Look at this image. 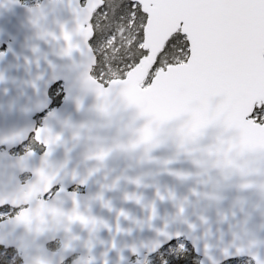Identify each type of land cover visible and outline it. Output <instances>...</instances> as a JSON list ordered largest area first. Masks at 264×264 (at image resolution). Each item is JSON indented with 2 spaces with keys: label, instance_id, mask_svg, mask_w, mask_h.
<instances>
[{
  "label": "water",
  "instance_id": "95a60500",
  "mask_svg": "<svg viewBox=\"0 0 264 264\" xmlns=\"http://www.w3.org/2000/svg\"><path fill=\"white\" fill-rule=\"evenodd\" d=\"M61 25L76 28L70 0H0V209H19L0 221V247L22 264H145L184 238L199 264H264V133L233 108L195 139L179 133L183 114L141 142L151 118L123 87L98 97ZM30 137L42 152L11 153Z\"/></svg>",
  "mask_w": 264,
  "mask_h": 264
},
{
  "label": "snow or ice",
  "instance_id": "6c2138e0",
  "mask_svg": "<svg viewBox=\"0 0 264 264\" xmlns=\"http://www.w3.org/2000/svg\"><path fill=\"white\" fill-rule=\"evenodd\" d=\"M70 7L76 28L61 25L64 54L86 58L98 97L123 87L126 102L151 118L141 142L154 139L153 123L183 114L190 119L179 133L195 139L233 108L264 133V0H70ZM44 143L51 149V139Z\"/></svg>",
  "mask_w": 264,
  "mask_h": 264
},
{
  "label": "trees",
  "instance_id": "16d2710c",
  "mask_svg": "<svg viewBox=\"0 0 264 264\" xmlns=\"http://www.w3.org/2000/svg\"><path fill=\"white\" fill-rule=\"evenodd\" d=\"M26 1V0H21ZM1 49V47H0ZM115 63V61L113 62ZM55 104H58V101H55ZM37 145L36 143H34ZM161 250L156 255L152 256L149 259L150 264H199V257L195 255L193 250L189 248L187 251H175L166 253L164 250ZM236 261H230L228 264H233ZM22 261L19 255L14 249L5 250L0 247V264H21Z\"/></svg>",
  "mask_w": 264,
  "mask_h": 264
},
{
  "label": "rangeland",
  "instance_id": "374dc122",
  "mask_svg": "<svg viewBox=\"0 0 264 264\" xmlns=\"http://www.w3.org/2000/svg\"><path fill=\"white\" fill-rule=\"evenodd\" d=\"M26 3L29 2V0L25 1ZM11 213V211H9V209H4L0 211V217H4L7 216ZM166 249L164 250L166 253H172V252H177L179 250L182 251H187L190 247L189 245L185 242V241H179V242H175L172 243L170 246L165 247ZM251 262V263H250ZM248 261V260H238L237 262L233 263V264H253L252 261ZM146 264H150L149 261ZM228 264V263H225Z\"/></svg>",
  "mask_w": 264,
  "mask_h": 264
},
{
  "label": "built area",
  "instance_id": "2783aa9c",
  "mask_svg": "<svg viewBox=\"0 0 264 264\" xmlns=\"http://www.w3.org/2000/svg\"><path fill=\"white\" fill-rule=\"evenodd\" d=\"M40 0H33V3H39ZM62 94V88L59 86L57 90L55 91V96H60ZM29 149V145H23L21 150L17 151L18 154H22L26 152Z\"/></svg>",
  "mask_w": 264,
  "mask_h": 264
},
{
  "label": "flooded vegetation",
  "instance_id": "af4514ba",
  "mask_svg": "<svg viewBox=\"0 0 264 264\" xmlns=\"http://www.w3.org/2000/svg\"><path fill=\"white\" fill-rule=\"evenodd\" d=\"M72 190L81 191V189H79V188H73ZM53 192H55V190H54ZM57 246H58V244L53 245V247H57ZM72 259H73V258H72ZM72 259H71V260H72ZM133 260H137V259L134 258Z\"/></svg>",
  "mask_w": 264,
  "mask_h": 264
}]
</instances>
